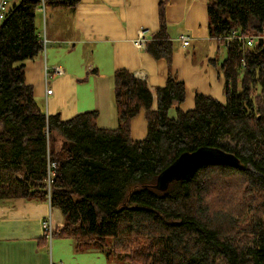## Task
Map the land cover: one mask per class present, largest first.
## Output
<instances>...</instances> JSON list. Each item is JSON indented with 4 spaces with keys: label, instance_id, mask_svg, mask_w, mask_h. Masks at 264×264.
<instances>
[{
    "label": "trees",
    "instance_id": "16d2710c",
    "mask_svg": "<svg viewBox=\"0 0 264 264\" xmlns=\"http://www.w3.org/2000/svg\"><path fill=\"white\" fill-rule=\"evenodd\" d=\"M160 2L161 28L148 42L171 62L174 46ZM80 0H16L0 22V201H48L61 211L54 238L78 252L104 253L109 264H264V0H209V30L223 39L226 101L197 94L195 107L172 75L154 92L127 69L115 73L116 129L101 128L98 111L64 120L37 103L26 63L45 50L37 20L42 7L76 10ZM233 34L237 37L231 38ZM228 38V39H226ZM146 111L148 133L131 137ZM213 146L240 166L200 168L167 191L154 185L182 153Z\"/></svg>",
    "mask_w": 264,
    "mask_h": 264
},
{
    "label": "crops",
    "instance_id": "0c3cea01",
    "mask_svg": "<svg viewBox=\"0 0 264 264\" xmlns=\"http://www.w3.org/2000/svg\"><path fill=\"white\" fill-rule=\"evenodd\" d=\"M161 1L80 0L76 10L46 8L37 20L45 50L28 60L25 69L26 82L33 87L39 106L64 120L97 110L98 125L116 129L119 113L113 91L115 73L120 69L147 81L154 92V109L156 89L165 86L170 75L182 81L186 98L170 109L172 117L177 115V106L184 111L193 109L197 94L226 101L220 57L228 47L223 39L210 34L209 0H171L166 6L167 31L174 46L171 62L157 59L147 46H137L141 30L147 31L148 42L160 31ZM182 34L189 37L186 46ZM56 67L62 72H56ZM147 133L143 108L132 119L131 137L143 140ZM50 212L54 229L61 227L63 221L55 222L48 201H0V264H109L102 252L76 251L73 239L48 240L42 222Z\"/></svg>",
    "mask_w": 264,
    "mask_h": 264
},
{
    "label": "water",
    "instance_id": "95a60500",
    "mask_svg": "<svg viewBox=\"0 0 264 264\" xmlns=\"http://www.w3.org/2000/svg\"><path fill=\"white\" fill-rule=\"evenodd\" d=\"M258 45H264V38L258 39ZM225 164L238 167L240 159L234 153L219 147L201 146L193 152L182 153L171 165L158 176L154 185L160 191H167L174 181L188 180L202 167L207 165Z\"/></svg>",
    "mask_w": 264,
    "mask_h": 264
},
{
    "label": "built area",
    "instance_id": "2783aa9c",
    "mask_svg": "<svg viewBox=\"0 0 264 264\" xmlns=\"http://www.w3.org/2000/svg\"><path fill=\"white\" fill-rule=\"evenodd\" d=\"M9 10L8 7V0H0V22L5 18L7 12ZM42 10L45 11V5L42 7ZM147 31L146 30H141L137 39H136V44L139 48H145L147 46V36H146ZM233 37H237L236 34H233L231 36V38ZM263 37L264 38V34L262 35H252L249 37H246V43L249 46L254 45L259 38ZM180 39L182 40L183 44L186 46L190 43L189 37L182 34L180 36ZM228 39V38H226ZM56 72L61 73L62 70L59 67L55 68ZM47 93L50 94L52 93V89H48ZM42 226H43V230H44V235L48 240H52L54 237V221H53V217H52V213L50 212L49 215L47 217H45L43 219L42 222Z\"/></svg>",
    "mask_w": 264,
    "mask_h": 264
},
{
    "label": "rangeland",
    "instance_id": "374dc122",
    "mask_svg": "<svg viewBox=\"0 0 264 264\" xmlns=\"http://www.w3.org/2000/svg\"><path fill=\"white\" fill-rule=\"evenodd\" d=\"M16 0H8V7L10 8V6L13 5V3H15ZM227 57V51L224 49V55H221V60L224 61V59ZM53 214H54V220L56 223H59L60 221H64V217L61 213V211L57 208L53 209Z\"/></svg>",
    "mask_w": 264,
    "mask_h": 264
}]
</instances>
